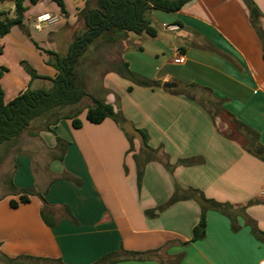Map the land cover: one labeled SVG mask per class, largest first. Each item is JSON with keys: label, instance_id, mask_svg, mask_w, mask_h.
<instances>
[{"label": "crops", "instance_id": "obj_1", "mask_svg": "<svg viewBox=\"0 0 264 264\" xmlns=\"http://www.w3.org/2000/svg\"><path fill=\"white\" fill-rule=\"evenodd\" d=\"M63 1L66 13L52 0L28 4L23 27L14 26L0 37V66L8 69L0 81L6 102L28 87L41 89L51 83L32 80L25 65L39 77L54 78L57 70L48 64L47 52L66 55L75 36L84 31L81 14L89 0ZM8 3L2 2L0 11L12 16L14 5L8 9ZM251 3L253 7L245 0H192L176 12L154 9L150 18L155 37L131 35L116 48L95 51L161 83L156 88L134 85L116 68L105 70L97 84L84 79L92 96L111 104L137 130L147 131L149 146L161 148V160L144 166L139 183L135 153L140 140L134 137L131 151L126 132L113 119L89 122L90 98L72 114L80 128L62 117L52 122L51 131L40 130L45 159L34 155L31 146L19 148L21 134L0 149V252L26 263L25 257H35L96 264L120 252L122 259L113 264H264V162L225 136L226 124L214 121L199 98L162 86L173 82L207 89L236 120L257 132L264 147V46L256 30L264 33V0ZM45 13L57 22L37 29L36 17ZM178 53L185 58L182 64L174 62ZM57 137L66 143L62 159ZM187 158L201 162L175 165ZM188 190L198 193L188 196ZM22 191L36 194L29 203L12 208L10 201H18ZM175 196L179 199L167 205ZM197 197L211 206L203 207ZM42 198L54 227L43 221ZM210 201L228 204L226 213ZM203 214L205 236L192 241ZM125 252L147 255L126 258Z\"/></svg>", "mask_w": 264, "mask_h": 264}, {"label": "trees", "instance_id": "obj_2", "mask_svg": "<svg viewBox=\"0 0 264 264\" xmlns=\"http://www.w3.org/2000/svg\"><path fill=\"white\" fill-rule=\"evenodd\" d=\"M4 1H11L14 5L13 15L10 16L8 11H0V37H4L10 33L14 26L23 27L25 13L28 10V4L35 5L40 0H0V4ZM57 3L62 13H66L65 3L63 0H53ZM192 0H89L86 10L82 12L84 18L85 29L82 33L75 36L66 55H61L55 52H47L51 59L48 64L57 70V75L54 78L39 77L35 70L30 66L25 65L31 79L43 78L51 81V87L32 89L28 87L18 96L9 102L5 101V92L0 82V149L3 146L15 142L18 137L25 131L29 130L32 123L42 117L56 114L58 110L66 107H76L81 104L85 98H90L93 105L88 108L87 120L93 124H100L104 120L110 118L117 122L121 127L128 121L124 118L120 111L107 103L104 99L92 96L85 87L84 73L79 72L78 66H81L88 59L87 54L93 53L100 49H112L118 47L120 43L128 39L129 36L155 37L157 34L156 28L152 23L150 14L152 10L157 9L165 12H176ZM249 7L254 5L251 0H245ZM257 34L260 37L264 46V33L260 28L256 27ZM1 51V50H0ZM90 57V56H89ZM82 61V62H81ZM116 71L123 78L131 81L134 85L146 86L151 88L161 87V83L155 80H149L133 72L129 64L123 60H116ZM8 69L0 66V81L2 76ZM133 87H129L132 90ZM199 87L195 84L178 86L176 88H165V90L174 94L185 95L192 100H196V96L190 91L198 90ZM205 90V89H204ZM206 91H208L206 89ZM200 104L209 112L215 121L217 117L226 124V130L222 133L230 139L241 142L243 147L251 152L254 156L264 162V147L259 143V135L250 127L236 120L222 106V100L214 99L210 103L214 106L217 113L214 115L207 108L202 100ZM63 117L72 120L75 128L81 127V122L77 115H64ZM58 120V119H57ZM48 123L44 129L51 131ZM142 134L140 141V150L135 153V160L138 168V182L140 183L143 177L144 166L156 160H161L159 157V149H153L149 146V135L146 130L138 129ZM130 143L131 151H135L133 144L134 136L126 133ZM57 148L60 150V159L63 158L66 149V143L57 137ZM258 149L256 152L255 149ZM166 156V160H167ZM201 162L199 158H187L179 160L175 165L193 166ZM165 165L171 169L174 166L166 161ZM67 180L74 181L79 184L80 181L69 174L63 176ZM188 196L195 197L197 190H188ZM34 191H22L18 201L11 200L12 208H17L21 204L30 202L31 196L35 195ZM187 197V196H186ZM178 196L173 197L167 204H172L178 200ZM43 209L41 216L43 221L49 226L54 227L56 221L46 215L44 208L49 204L46 199L42 198ZM213 207L219 211L226 213L228 204H221L210 201ZM66 212L71 220L76 223L69 209ZM207 221L203 214L199 225L194 231L192 241H199L204 238L206 233ZM126 258H142L146 253L125 252ZM28 263L21 259H9L0 252V262H8L12 264H63L61 260H51L45 258L25 257ZM122 259L120 252H114L102 257L96 264H113Z\"/></svg>", "mask_w": 264, "mask_h": 264}, {"label": "rangeland", "instance_id": "obj_3", "mask_svg": "<svg viewBox=\"0 0 264 264\" xmlns=\"http://www.w3.org/2000/svg\"><path fill=\"white\" fill-rule=\"evenodd\" d=\"M53 2L57 5V3L55 1H53ZM12 4L13 3L11 1H9V3L7 4V8L9 9L12 6ZM86 58H90V61L89 60L85 61V63L82 66L80 64L77 68L79 70V72L84 73L86 81L90 80V81L94 82L95 84H97V82H99L100 75L105 70L116 68V65H115L116 58L113 56L109 57L108 55L105 54V56L102 57V55L100 56L98 52L93 51V53H91V54L88 53ZM50 86H51V83H45V85H43V87H45V88H48ZM190 92L192 94H194L197 98L202 100L205 103V105L207 106V108L209 110H211V112L214 115H216L217 111L214 108V106L210 103L214 99L212 98V96L207 91H205L203 89H198V90H194V91L192 90ZM89 101H90L89 98H85L82 101V103L76 107L62 108V109L58 110V112L56 114L45 116V117H42V118L35 120L32 123V125L30 126L29 130L22 133V135L20 137L21 146L19 148L21 149V147H22V149L25 150L31 146V151H33L34 155H36V153L38 152L39 156L40 157L42 156V159H45V157L43 156V153H42V152H45L43 150L44 146L42 145L41 140L39 138L40 130L44 129V127L48 123H52L53 121H57V119L62 118L64 115H72L74 113V111L82 109L87 103H89ZM217 119L220 120L219 117H217ZM9 164H10L9 165V169H10V167L13 165V162L11 161V162H9ZM9 172H8L7 176H9Z\"/></svg>", "mask_w": 264, "mask_h": 264}, {"label": "water", "instance_id": "obj_4", "mask_svg": "<svg viewBox=\"0 0 264 264\" xmlns=\"http://www.w3.org/2000/svg\"><path fill=\"white\" fill-rule=\"evenodd\" d=\"M255 12V11H254ZM162 86L164 87V88H176L177 87V84H175V83H173V82H165V83H163L162 84ZM123 129H124V131L126 132V133H128L129 135H132V136H134L135 138H137L138 140H142V134L140 133V131L139 130H137L135 127H133L130 123H125V124H123ZM256 151H257V149H256ZM196 200H197V202H199L203 207H206V208H208V207H210L211 205L209 204V203H207V202H205L203 199H201L200 197H197L196 198Z\"/></svg>", "mask_w": 264, "mask_h": 264}, {"label": "built area", "instance_id": "obj_5", "mask_svg": "<svg viewBox=\"0 0 264 264\" xmlns=\"http://www.w3.org/2000/svg\"><path fill=\"white\" fill-rule=\"evenodd\" d=\"M36 22H37L36 28L40 29L43 23H46V22H51V23L52 22H57V18L53 17L49 13H45V14L37 16L36 17ZM165 28L173 30L176 27L165 25ZM184 60H185V58H184V56L181 53H178L177 56L174 58V62L176 64H182L184 62Z\"/></svg>", "mask_w": 264, "mask_h": 264}]
</instances>
